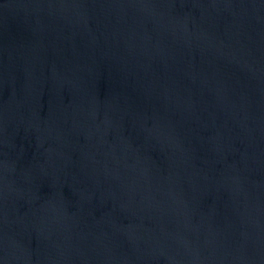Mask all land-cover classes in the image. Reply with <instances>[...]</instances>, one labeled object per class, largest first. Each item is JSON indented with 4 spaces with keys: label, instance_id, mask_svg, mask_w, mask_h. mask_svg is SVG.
Returning <instances> with one entry per match:
<instances>
[{
    "label": "water",
    "instance_id": "obj_1",
    "mask_svg": "<svg viewBox=\"0 0 264 264\" xmlns=\"http://www.w3.org/2000/svg\"><path fill=\"white\" fill-rule=\"evenodd\" d=\"M0 264H264V0H0Z\"/></svg>",
    "mask_w": 264,
    "mask_h": 264
}]
</instances>
